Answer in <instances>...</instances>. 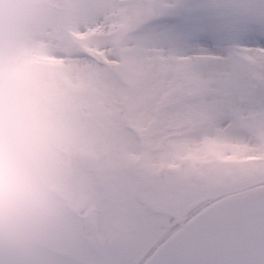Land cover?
Listing matches in <instances>:
<instances>
[{
	"label": "snow or ice",
	"instance_id": "obj_1",
	"mask_svg": "<svg viewBox=\"0 0 264 264\" xmlns=\"http://www.w3.org/2000/svg\"><path fill=\"white\" fill-rule=\"evenodd\" d=\"M63 209L0 264H264V0H45Z\"/></svg>",
	"mask_w": 264,
	"mask_h": 264
},
{
	"label": "clouds",
	"instance_id": "obj_2",
	"mask_svg": "<svg viewBox=\"0 0 264 264\" xmlns=\"http://www.w3.org/2000/svg\"><path fill=\"white\" fill-rule=\"evenodd\" d=\"M40 4L0 0V61L6 69L33 38ZM65 199L59 164L45 149L32 106L5 88L0 91V239H25L55 217Z\"/></svg>",
	"mask_w": 264,
	"mask_h": 264
},
{
	"label": "rangeland",
	"instance_id": "obj_3",
	"mask_svg": "<svg viewBox=\"0 0 264 264\" xmlns=\"http://www.w3.org/2000/svg\"><path fill=\"white\" fill-rule=\"evenodd\" d=\"M44 8L45 0H41L36 32L31 41L9 60L14 66L6 69L0 61V91L7 88L30 103L45 149L60 165L65 150L64 125L51 73L50 49L45 39Z\"/></svg>",
	"mask_w": 264,
	"mask_h": 264
}]
</instances>
